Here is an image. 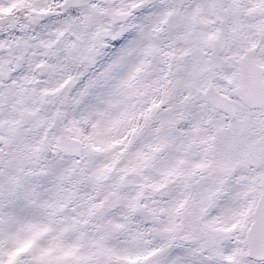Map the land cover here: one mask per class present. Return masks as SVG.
I'll return each mask as SVG.
<instances>
[{
    "label": "snow or ice",
    "instance_id": "6c2138e0",
    "mask_svg": "<svg viewBox=\"0 0 264 264\" xmlns=\"http://www.w3.org/2000/svg\"><path fill=\"white\" fill-rule=\"evenodd\" d=\"M0 264H264V0H0Z\"/></svg>",
    "mask_w": 264,
    "mask_h": 264
}]
</instances>
